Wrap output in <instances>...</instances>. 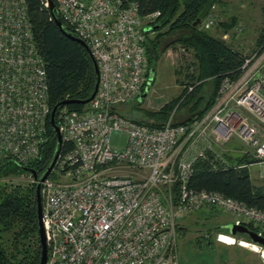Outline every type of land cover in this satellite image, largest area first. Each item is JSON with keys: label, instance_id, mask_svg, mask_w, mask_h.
<instances>
[{"label": "built area", "instance_id": "obj_1", "mask_svg": "<svg viewBox=\"0 0 264 264\" xmlns=\"http://www.w3.org/2000/svg\"><path fill=\"white\" fill-rule=\"evenodd\" d=\"M52 2L62 25L95 59L98 87L81 111L63 108L55 120L70 146L57 156L55 178L41 183L45 264H177L176 218L201 209H220L232 224L251 223L263 236L264 211L217 191H193L186 182L198 158L233 136L252 146L253 164L264 172V138L253 124L264 121V50L243 58L237 79L222 80L200 119L176 123L173 109L163 123L150 125L124 116L120 107L146 93L153 79L144 42L159 12L141 17L135 2L121 0ZM202 21L209 28L214 16ZM49 113L26 0H0V164L38 158ZM119 134L125 145L113 147L110 137ZM201 137L205 146L188 159L189 145ZM18 180L35 184L30 172Z\"/></svg>", "mask_w": 264, "mask_h": 264}, {"label": "trees", "instance_id": "obj_2", "mask_svg": "<svg viewBox=\"0 0 264 264\" xmlns=\"http://www.w3.org/2000/svg\"><path fill=\"white\" fill-rule=\"evenodd\" d=\"M121 1L135 2L141 17L159 12L154 23L147 27L145 33L144 46L148 69L159 57L161 39L173 32H184V35L176 38L175 42L192 51L193 71L186 75V86L184 85L182 93L159 110L146 111L147 120L129 117L124 109L127 104L120 107V112L134 121L150 125L163 123L173 109H175L176 123L186 124L200 119L215 103L222 80L228 78L233 81L238 78L243 61L242 55L227 46L224 41L198 30V25L192 26V22L208 0ZM26 3L33 41L44 61L49 112L57 102L63 99H86L93 88V69L87 52L78 42L66 37L59 30L54 20L50 18V11L44 8L39 0H26ZM215 3H219V0H211V6ZM262 11L264 14V3ZM64 28L70 32L68 27ZM151 33L154 34L152 37L149 35ZM255 44L257 52L264 50V29L260 31ZM151 70L149 69V72ZM204 81L212 84L207 97L200 94ZM189 86L190 90H188ZM139 98L140 95L132 102L139 103L141 101ZM188 105L191 116L177 121L176 113ZM84 107L85 104L72 103L59 108L55 114V120L63 108L81 111ZM45 126L47 140L39 148L37 159L26 165L12 159H6L0 164V264H38L39 261L35 184L9 183L8 180L18 179L30 171L40 176L45 171L56 145L55 133L49 124V114L46 117ZM69 146V143L62 142L60 152ZM253 162H255L254 159H249L247 155H241L235 160L226 153L217 156L216 151L206 152L205 159L198 158L194 162L186 186L193 191H217L249 207L264 211V188L253 184L247 169L234 168L237 164ZM50 177L55 178L53 172L50 173ZM222 226L220 229L228 234ZM245 226L252 231H257L251 223ZM175 228L179 231V226ZM214 228L205 229L207 240ZM235 236L250 242L246 235Z\"/></svg>", "mask_w": 264, "mask_h": 264}, {"label": "rangeland", "instance_id": "obj_3", "mask_svg": "<svg viewBox=\"0 0 264 264\" xmlns=\"http://www.w3.org/2000/svg\"><path fill=\"white\" fill-rule=\"evenodd\" d=\"M263 3L264 0H219V3L213 4L206 13L214 16L212 26L204 28V21L201 20L197 26L198 30L221 39L243 58L252 57L256 52V38L264 29ZM235 27H240V32L234 31ZM149 35L152 37L154 34ZM182 35L184 32H173L161 39L159 57L149 68L152 69L153 79L148 91L139 103L132 102L124 106L129 117L147 120L146 111H157L182 93L184 85L186 86V75L193 71L192 51L175 42V39ZM202 87L200 94L207 97L212 84L204 81ZM188 109L189 105L176 113L177 121L191 116ZM250 121L254 122L251 119ZM253 124L257 125L258 136L264 138V121ZM125 141L123 134L110 137L113 147L121 148ZM213 148L218 155L226 153L235 160L241 155L253 159L252 146L236 136L223 144L215 143ZM244 168L254 181L259 180L256 166ZM263 173L261 170L262 178ZM8 182L23 183V180L11 179ZM176 219L175 227L179 226V231L175 230L174 248L177 264H264L263 248L258 246V249H253L240 243L225 245L216 240L217 234H226L220 229L221 226L231 223V217L226 212L220 209H201L177 216ZM208 227L215 228L211 230L207 240L205 229ZM235 239L248 242L236 236Z\"/></svg>", "mask_w": 264, "mask_h": 264}, {"label": "water", "instance_id": "obj_4", "mask_svg": "<svg viewBox=\"0 0 264 264\" xmlns=\"http://www.w3.org/2000/svg\"><path fill=\"white\" fill-rule=\"evenodd\" d=\"M47 1V8L51 13V16L53 17L54 23L59 28V30L68 38L78 42L84 50L87 52L91 63H92V69H93V88L90 93V95L84 99V100H74V99H63L62 101L57 102L50 110L49 113V124L52 128V130L55 133L56 137V145L53 152V155L51 157V160L46 167L45 171L40 175L37 176V174L34 171H30L35 179V198H36V221H37V232H38V240L40 245V256L38 264H45L46 258H47V247L45 242V235H44V229H43V223H42V204H41V196H40V188L41 183L50 175V172L52 171L54 164L56 162L57 156L60 152V147L62 143L61 134L58 130L56 121H55V114L59 108L65 107L72 103H80V104H87L95 95L98 87V67L95 59L93 58L89 48L87 47L86 43L82 41L81 39L75 37L72 33L65 30L63 27L60 19L55 15L54 13V4L52 0H46ZM211 6V0H208L204 8L198 13L197 17L192 22V26H196L200 23V21L204 18L206 13L208 12V9ZM152 74V72L150 71ZM145 96V93H142L140 95L139 100H142ZM224 229L227 230L228 234L231 236H235L237 234H243L246 235L249 239V241L253 244H256L259 247L264 248V237L258 235L255 231H252L248 229L245 225H234L232 223L226 224L222 226Z\"/></svg>", "mask_w": 264, "mask_h": 264}, {"label": "crops", "instance_id": "obj_5", "mask_svg": "<svg viewBox=\"0 0 264 264\" xmlns=\"http://www.w3.org/2000/svg\"><path fill=\"white\" fill-rule=\"evenodd\" d=\"M206 139H204V138H200V139H198L197 141H195L194 143H192V144H190L189 145V148H188V151H187V158L188 159H190L191 157H193L194 155H196V153L200 150V149H202L203 148V146H205V144H206ZM256 166L257 168H258V181L256 180V181H254L252 178H251V176H250V179H251V181L253 182V184H255V185H257V186H261V187H263L264 188V178H262L261 176H260V171H261V168L258 166V165H256V164H253V163H251V165H249L248 167H250V166ZM249 169V168H248ZM236 243V242H235ZM238 243H240V244H244L245 246H247V247H249V248H253V249H258L259 247L257 246V245H255V244H253V243H248V242H245V241H239Z\"/></svg>", "mask_w": 264, "mask_h": 264}, {"label": "bare ground", "instance_id": "obj_6", "mask_svg": "<svg viewBox=\"0 0 264 264\" xmlns=\"http://www.w3.org/2000/svg\"><path fill=\"white\" fill-rule=\"evenodd\" d=\"M221 236L218 238L222 243H224L225 245H228V244H234L235 242L238 243L239 241H242V240H238L236 241L235 238H233V236H229V235H223V234H220ZM251 243V242H250ZM262 248V247H261ZM264 249V248H263Z\"/></svg>", "mask_w": 264, "mask_h": 264}]
</instances>
